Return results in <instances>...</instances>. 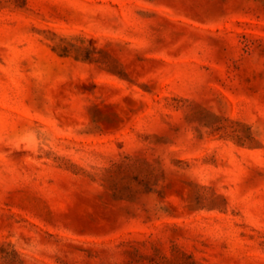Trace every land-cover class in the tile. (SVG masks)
<instances>
[{
  "label": "rangeland",
  "instance_id": "374dc122",
  "mask_svg": "<svg viewBox=\"0 0 264 264\" xmlns=\"http://www.w3.org/2000/svg\"><path fill=\"white\" fill-rule=\"evenodd\" d=\"M0 264H264V0H0Z\"/></svg>",
  "mask_w": 264,
  "mask_h": 264
}]
</instances>
